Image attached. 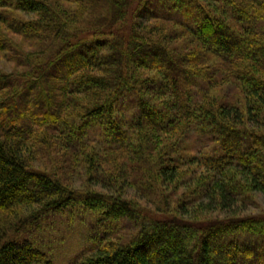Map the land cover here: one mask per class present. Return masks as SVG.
Instances as JSON below:
<instances>
[{"label":"trees","instance_id":"obj_1","mask_svg":"<svg viewBox=\"0 0 264 264\" xmlns=\"http://www.w3.org/2000/svg\"><path fill=\"white\" fill-rule=\"evenodd\" d=\"M252 193L264 0H0V264H45L19 236L76 206L99 230L75 264H264Z\"/></svg>","mask_w":264,"mask_h":264},{"label":"rangeland","instance_id":"obj_2","mask_svg":"<svg viewBox=\"0 0 264 264\" xmlns=\"http://www.w3.org/2000/svg\"><path fill=\"white\" fill-rule=\"evenodd\" d=\"M24 45L25 50H30L28 44L24 43ZM40 51L41 50L38 49L36 52ZM63 71L62 68L58 70L59 73H63ZM214 92L216 96L219 97V102L222 104L234 103V99L236 101L238 97V90L236 95V91L231 86L230 82L217 88ZM228 94L232 96L228 97ZM244 104V101H238L239 106L243 107ZM86 175L87 173L85 170L74 174L70 183L71 188L88 191L89 189L91 190L92 187L94 188L92 190L102 192L98 186L94 185V180L88 183V177ZM167 192L173 193L172 188ZM127 194L132 196L133 199L140 200V195L132 188L127 191ZM174 194L173 200L177 206L179 198L178 192ZM133 196H136V198ZM244 198H249V201L246 200L245 202V204H247L245 207H247L251 215H264V198L262 195L252 193L250 197L244 195ZM206 203L207 201H205V204ZM217 216L218 214H212L209 216L207 215L206 218ZM98 221L99 216L96 214L92 215L79 206L75 208L70 207L65 210V212L58 214V216L48 215L43 217L40 221L29 226L26 231L19 236L18 240L26 239L31 242H36L35 246L46 253L45 264H75L79 257L87 252L86 250H92L94 248L96 239L95 234L97 235L99 230L97 229L98 226H96ZM122 227L123 226H120V228ZM126 229L127 226L125 225L122 231ZM209 242L211 246L221 244L220 241H216L214 238L210 239ZM252 259H254V256ZM252 259L249 260V262L252 261ZM219 262L223 264V259L219 260ZM237 264L248 263H244L240 260Z\"/></svg>","mask_w":264,"mask_h":264}]
</instances>
